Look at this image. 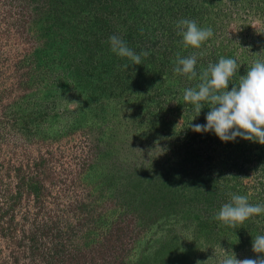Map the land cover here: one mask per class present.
Wrapping results in <instances>:
<instances>
[{
  "label": "rangeland",
  "instance_id": "rangeland-1",
  "mask_svg": "<svg viewBox=\"0 0 264 264\" xmlns=\"http://www.w3.org/2000/svg\"><path fill=\"white\" fill-rule=\"evenodd\" d=\"M181 19L213 37L185 48ZM114 34L150 55L118 57ZM199 52L198 74L236 60L231 90L264 60V0H0V264L256 258L264 214L213 217L229 193L264 204V145L192 130L209 105L173 69Z\"/></svg>",
  "mask_w": 264,
  "mask_h": 264
},
{
  "label": "clouds",
  "instance_id": "clouds-1",
  "mask_svg": "<svg viewBox=\"0 0 264 264\" xmlns=\"http://www.w3.org/2000/svg\"><path fill=\"white\" fill-rule=\"evenodd\" d=\"M176 28L185 48L200 49L213 37L211 27L202 28L195 20L181 19ZM108 42L112 53L120 58H127L134 65L141 64L142 56L150 55L147 51L136 54L119 35L110 36ZM198 55L202 57L204 52L193 53L187 57L177 54L173 69L175 74L184 75L190 81L199 80L198 84L183 92L184 101L194 105L197 117L204 108V102L209 105L206 124L191 123L192 130L196 133L213 132L222 142L235 141L239 137L264 145V60L254 61L246 74L239 77L238 84L231 86L229 90V82L238 69L236 60L221 57L217 63H209L198 74ZM123 68L127 70L128 65H123ZM229 195L230 201L222 205L213 219L235 228L253 216L264 214V204L252 205L249 204L247 196L233 193ZM220 248L222 258L217 264H264V235H257L252 240V251L256 258L237 259L231 249ZM214 257L215 253L208 260H198L196 264H208Z\"/></svg>",
  "mask_w": 264,
  "mask_h": 264
}]
</instances>
